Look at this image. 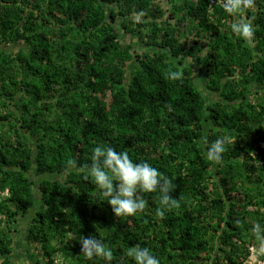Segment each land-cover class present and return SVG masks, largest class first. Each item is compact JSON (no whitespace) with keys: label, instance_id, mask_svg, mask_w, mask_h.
Listing matches in <instances>:
<instances>
[{"label":"trees","instance_id":"obj_1","mask_svg":"<svg viewBox=\"0 0 264 264\" xmlns=\"http://www.w3.org/2000/svg\"><path fill=\"white\" fill-rule=\"evenodd\" d=\"M252 5L245 41L221 0H0V264H134L136 244L161 264H244L264 243V0ZM100 143L175 178L176 207L158 217L159 192L141 193L146 210L117 217L81 171ZM81 236L114 259L89 261Z\"/></svg>","mask_w":264,"mask_h":264},{"label":"clouds","instance_id":"obj_2","mask_svg":"<svg viewBox=\"0 0 264 264\" xmlns=\"http://www.w3.org/2000/svg\"><path fill=\"white\" fill-rule=\"evenodd\" d=\"M254 1L223 0L222 3L224 11L234 17V22L230 25L232 33L245 41L252 39L254 27L251 18L248 17L245 20L241 13L252 4L253 7ZM165 77L177 81L182 79V73L169 68ZM227 142L226 137H217L210 142L206 140L208 159L217 164L221 163ZM258 150L256 148L252 152L256 153ZM73 167H75V162L68 165V168ZM81 171L85 172L86 178H90L93 185L101 190L102 195L106 198L105 201L112 206V211L119 218L135 216L146 210L148 201L141 193L159 192V207L156 210L158 217H164L166 212L175 208L178 203V199L170 195V191L176 187L175 178L169 177L164 171L148 161L136 162L127 151H118L109 144L100 143L95 146L90 163L82 165ZM5 224L8 226L7 223ZM255 228L264 238V226L256 225ZM16 242L13 243V246L17 245ZM80 242L82 253L89 261L103 259L111 262L114 259L112 248L105 245L102 237L81 236ZM14 253L16 256L15 248ZM126 255L133 259L134 264H161V259L153 253L150 247L140 244L129 248ZM250 261L264 264V243L249 246V256L244 264H248Z\"/></svg>","mask_w":264,"mask_h":264},{"label":"rangeland","instance_id":"obj_3","mask_svg":"<svg viewBox=\"0 0 264 264\" xmlns=\"http://www.w3.org/2000/svg\"><path fill=\"white\" fill-rule=\"evenodd\" d=\"M162 2H164V5L166 4L167 5V0H161ZM245 19V18H244ZM246 20V19H245ZM8 225H10V224H12V221L10 222V221H7L6 222ZM14 248H15V250H17V247H16V245L14 246ZM19 256V254L18 253H16V256H14V259L16 258L17 259V257ZM25 260V259H24ZM17 261V263L16 264H24V262L23 261H20V262H18V260H16Z\"/></svg>","mask_w":264,"mask_h":264},{"label":"built area","instance_id":"obj_4","mask_svg":"<svg viewBox=\"0 0 264 264\" xmlns=\"http://www.w3.org/2000/svg\"><path fill=\"white\" fill-rule=\"evenodd\" d=\"M221 2L223 3V0H221ZM248 264H261V263H258L256 261H250V262H248Z\"/></svg>","mask_w":264,"mask_h":264}]
</instances>
